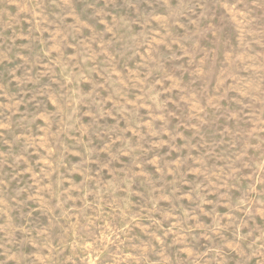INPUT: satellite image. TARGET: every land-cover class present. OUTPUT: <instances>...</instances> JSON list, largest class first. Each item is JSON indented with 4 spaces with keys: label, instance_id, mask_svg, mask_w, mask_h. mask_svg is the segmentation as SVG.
I'll return each mask as SVG.
<instances>
[{
    "label": "rangeland",
    "instance_id": "1",
    "mask_svg": "<svg viewBox=\"0 0 264 264\" xmlns=\"http://www.w3.org/2000/svg\"><path fill=\"white\" fill-rule=\"evenodd\" d=\"M0 264H264V0H0Z\"/></svg>",
    "mask_w": 264,
    "mask_h": 264
}]
</instances>
